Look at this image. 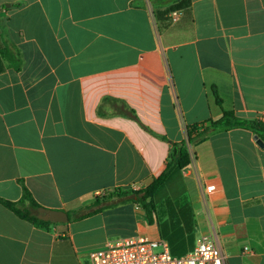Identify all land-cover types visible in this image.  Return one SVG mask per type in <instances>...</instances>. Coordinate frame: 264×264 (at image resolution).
Masks as SVG:
<instances>
[{
	"label": "crops",
	"instance_id": "crops-1",
	"mask_svg": "<svg viewBox=\"0 0 264 264\" xmlns=\"http://www.w3.org/2000/svg\"><path fill=\"white\" fill-rule=\"evenodd\" d=\"M179 1L0 0V198L19 201L23 183L69 218L37 227L0 204V264H90L136 236L175 258L210 237L228 264H264V146L249 130L192 148L155 193L152 223L122 199L161 176L192 127L223 112L264 122V0L162 14ZM96 201L111 206L79 219Z\"/></svg>",
	"mask_w": 264,
	"mask_h": 264
},
{
	"label": "trees",
	"instance_id": "trees-1",
	"mask_svg": "<svg viewBox=\"0 0 264 264\" xmlns=\"http://www.w3.org/2000/svg\"><path fill=\"white\" fill-rule=\"evenodd\" d=\"M191 5V0H180L175 3L173 6L168 8L162 14H167L172 10H180L188 8ZM216 94V93H215ZM216 101L221 105V100L218 95H215ZM106 101L113 104V114L124 115L132 119H137L136 113L132 110L126 103L116 100V99H106ZM233 128H242L253 132L259 139L264 143V122L261 121H249L238 118L232 112H223V115L220 119L216 121H211L208 126H194L192 127L187 136V140L181 143L174 144L173 154L170 158L169 163L165 171L161 174L160 177L154 180V182L147 188L134 191L127 199V196L124 195L122 199L131 200L136 205L141 207L149 221L152 223L153 216L155 214V203L154 196L157 190L163 186L168 180L170 174L174 170H184L190 166L192 162L191 149L198 146L199 144L207 141L212 136L217 134L228 132ZM23 194L22 198L19 201H9L0 198V204L5 208L13 212L18 218L26 220L37 227L47 228L52 225V222H46L38 218V210L41 206L35 201L31 192L26 188L22 183ZM95 207H100V203L96 201L93 205ZM111 205H105L103 207L97 208L89 213L83 214L80 218L90 216L101 211L104 208H108Z\"/></svg>",
	"mask_w": 264,
	"mask_h": 264
},
{
	"label": "built area",
	"instance_id": "built-area-1",
	"mask_svg": "<svg viewBox=\"0 0 264 264\" xmlns=\"http://www.w3.org/2000/svg\"><path fill=\"white\" fill-rule=\"evenodd\" d=\"M179 15L174 13L173 21ZM215 191V186L206 187L208 195ZM106 191L98 193L105 196ZM248 251V249H245ZM90 264H228L217 243L210 237H203L192 253L175 258L170 254L164 241H155L147 236H136L119 240L106 248L90 253Z\"/></svg>",
	"mask_w": 264,
	"mask_h": 264
},
{
	"label": "water",
	"instance_id": "water-1",
	"mask_svg": "<svg viewBox=\"0 0 264 264\" xmlns=\"http://www.w3.org/2000/svg\"><path fill=\"white\" fill-rule=\"evenodd\" d=\"M259 145L264 146V143L259 140ZM39 216L38 218L40 220L46 221V222H52V223H64L69 220L68 215L63 211H57V210H47L43 207H41L39 210Z\"/></svg>",
	"mask_w": 264,
	"mask_h": 264
},
{
	"label": "rangeland",
	"instance_id": "rangeland-1",
	"mask_svg": "<svg viewBox=\"0 0 264 264\" xmlns=\"http://www.w3.org/2000/svg\"><path fill=\"white\" fill-rule=\"evenodd\" d=\"M164 194H163V192H161L160 194H159V198H158V200H162L164 197H165V195L163 196Z\"/></svg>",
	"mask_w": 264,
	"mask_h": 264
}]
</instances>
